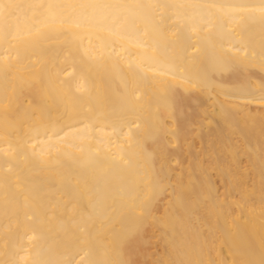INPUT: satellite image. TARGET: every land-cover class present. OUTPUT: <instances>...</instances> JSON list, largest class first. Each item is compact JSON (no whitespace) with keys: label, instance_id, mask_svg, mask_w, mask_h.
I'll return each mask as SVG.
<instances>
[{"label":"bare ground","instance_id":"6f19581e","mask_svg":"<svg viewBox=\"0 0 264 264\" xmlns=\"http://www.w3.org/2000/svg\"><path fill=\"white\" fill-rule=\"evenodd\" d=\"M0 264H264V0H0Z\"/></svg>","mask_w":264,"mask_h":264}]
</instances>
